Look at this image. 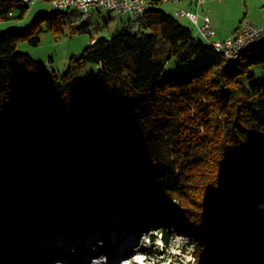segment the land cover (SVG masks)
<instances>
[{"label": "trees", "instance_id": "obj_1", "mask_svg": "<svg viewBox=\"0 0 264 264\" xmlns=\"http://www.w3.org/2000/svg\"><path fill=\"white\" fill-rule=\"evenodd\" d=\"M28 10L0 0V22ZM64 24L50 12L0 34V264L50 230L99 225L118 192L129 219L156 204L195 228L193 264H264V43L229 60L149 7L148 33L92 40L60 76L17 51Z\"/></svg>", "mask_w": 264, "mask_h": 264}, {"label": "rangeland", "instance_id": "obj_2", "mask_svg": "<svg viewBox=\"0 0 264 264\" xmlns=\"http://www.w3.org/2000/svg\"><path fill=\"white\" fill-rule=\"evenodd\" d=\"M227 1H231V3L228 9L225 10V15H223L226 23L228 21H234L238 16L243 19L244 14L246 16L244 17L245 19L252 21L249 19L248 15L257 13L262 9L260 0ZM156 4L158 5L150 7L162 9L163 12L171 15L165 3ZM49 11L57 12V10L51 9L49 4L39 0L29 5V10L23 18H15L0 22V34L8 31L23 30L31 24L34 17L39 14H47ZM61 12L65 21L61 33H52L49 31L41 33L39 36L40 41L37 46H31L25 42H20L17 45V51L29 55L32 60L42 66L44 74L47 75L55 74L60 76L64 73L67 69L70 57L80 56L92 43V40L110 39L126 30L133 33H148V31L144 29L137 28L138 21L130 20L128 15H117L115 11L108 9L93 11L86 18L73 8L63 9ZM15 16L17 17L18 14L15 13ZM177 21L181 25L188 27L198 40L205 44L207 43L200 37L195 27L185 20V17L177 18ZM81 23L84 25V31L78 34H72L70 25H79ZM91 67L92 66L88 65L87 71L91 70ZM92 71H94L93 68ZM253 72L257 78H261L264 70L259 66L255 67ZM173 73L174 59H171L164 69V75L169 76ZM90 76H92V74H90ZM28 118H30V116H28ZM159 207H161V209ZM121 209L118 192L116 195V204L107 206L105 208V213L101 216V219H104L102 221V223H104L102 227L105 228L107 223H110V227L112 226L111 228L115 229L119 223L120 226L121 224L123 225L124 220L128 223H132L133 220L138 218L140 221L134 223V229L130 231L132 234H137L134 236L135 239L137 238V243L133 248L134 259L137 262L143 261L142 264L194 263V258L189 255L190 250L187 249L186 244L190 241L197 240L200 233L190 225H185L176 212L173 211L172 207L168 206L164 208L163 206L151 204L143 207L141 209V214L140 212L136 213L135 216L130 219L125 213L122 211L120 212ZM80 221V219L77 221L78 224H76V229H72V231L77 230L78 233L79 230H84L85 227H93L90 221L85 224ZM143 225H146V227ZM141 226L142 229L140 228ZM98 227V224H96L92 229L96 231L95 228ZM143 227H145V229ZM166 227L169 228V236L163 237L162 230L166 229ZM68 232H70V230H67V233ZM92 236H95V234ZM121 259L127 260L126 258ZM207 264H222L221 257L217 258L214 263L211 262ZM224 264H227V262Z\"/></svg>", "mask_w": 264, "mask_h": 264}, {"label": "built area", "instance_id": "obj_3", "mask_svg": "<svg viewBox=\"0 0 264 264\" xmlns=\"http://www.w3.org/2000/svg\"><path fill=\"white\" fill-rule=\"evenodd\" d=\"M32 1L34 4L39 0ZM180 2H190L193 5L194 11L175 9L173 10L175 18H188L195 26L202 39L205 41H212L214 42V45H220L225 48L226 52H229V60L233 57L234 49L243 45L246 41L264 35V26H259L254 22L243 18L240 22L239 29L235 33L223 41L218 40L210 25L209 17L205 14H199L205 0H52L49 5L73 8L80 14L81 10H88L89 14L96 11L97 8L112 6L118 9L120 16L128 15L129 19L132 20V14H135L141 7H150L154 3L176 4Z\"/></svg>", "mask_w": 264, "mask_h": 264}, {"label": "bare ground", "instance_id": "obj_4", "mask_svg": "<svg viewBox=\"0 0 264 264\" xmlns=\"http://www.w3.org/2000/svg\"><path fill=\"white\" fill-rule=\"evenodd\" d=\"M18 1L28 6L33 4L32 0H18ZM50 8L57 10V12H61L63 9H71V8L63 7V6H50ZM148 8L149 7H141L140 10H138L135 14H132V20H136L139 22L144 17L145 11ZM102 9H108V10L115 11V13L119 15L118 9L112 6H103L101 8H97L96 11H100ZM81 15L84 17H88L90 13L88 14V10H81ZM172 16L175 18V14L173 12H172ZM206 42L209 46H211L214 49L215 52L221 54L224 58L229 59V52H226L224 47H221L220 45H214V42L212 41H206ZM262 43H264V35L257 36L256 38L250 41H246L245 43H243V45L233 50V57L231 58V60H236L242 53ZM135 243H137V240L135 239V237L123 238L120 240V249H123V251H126L130 248L131 244H135ZM101 252L103 253V255H105V259H106V261L101 264H142L143 262V261L137 262L134 259V254L132 253H128L126 257H124L125 255H121L123 256L121 258L127 259V260H124L120 258L119 253H117L116 251H113V250L110 251L106 249V250H102ZM101 252L97 253L96 251L92 250L91 247H87L83 249L81 252L79 251L77 254H73L72 256L75 259H80V260L87 259V258L90 259L94 256H96L97 258H100L101 256H99V254ZM55 254L56 253L53 252V248L50 247L40 254L35 253V252H18V253L15 252V253L4 256L2 260L3 262H5V264L7 262L10 264H41V263L47 262L49 258L53 257ZM75 264H95V263L84 261V262H76Z\"/></svg>", "mask_w": 264, "mask_h": 264}, {"label": "crops", "instance_id": "obj_5", "mask_svg": "<svg viewBox=\"0 0 264 264\" xmlns=\"http://www.w3.org/2000/svg\"><path fill=\"white\" fill-rule=\"evenodd\" d=\"M226 1L227 0H219V1L205 0L199 12L200 15L205 14L209 17L210 25L216 34V38L221 41L225 40L230 35H232L237 30L240 24V21L242 20V18L238 16L234 21H228L226 23L223 15H225V10L228 9L229 4L231 3V1H227V2ZM260 2L262 6L261 11L254 13V14H249L248 16H249V19H251L255 23L261 26H264V0H260ZM166 6H167V9H169V11L171 12V15H172L173 10L175 9H180L184 11H194L193 5L190 2L166 4ZM244 17H246L245 14L243 15V18ZM185 20H187L189 24L193 25L188 18H185ZM199 24H200V20H199Z\"/></svg>", "mask_w": 264, "mask_h": 264}]
</instances>
